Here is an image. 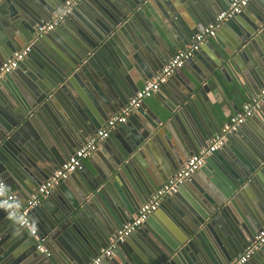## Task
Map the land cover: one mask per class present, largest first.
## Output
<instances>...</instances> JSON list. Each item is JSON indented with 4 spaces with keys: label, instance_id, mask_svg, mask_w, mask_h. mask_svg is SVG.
<instances>
[{
    "label": "water",
    "instance_id": "95a60500",
    "mask_svg": "<svg viewBox=\"0 0 264 264\" xmlns=\"http://www.w3.org/2000/svg\"><path fill=\"white\" fill-rule=\"evenodd\" d=\"M2 1L7 4L11 0ZM63 1L23 0L26 3L25 6L30 4L36 7L31 8V19L26 17L23 26L19 29L28 34L29 38L26 43L34 35L36 25L48 18L44 14L50 12L51 15ZM153 1L159 0H95L94 6L91 7L92 12L98 16V21L101 23L97 25L94 22L95 31L89 30L85 33L81 27H78L80 34L78 37L74 34L66 36L67 49L70 52L73 50V57L70 61L60 63L63 69L59 72L60 75L57 76V79L53 80L48 88L44 87L43 92L36 90L35 103H29L22 108L18 107L16 112L1 111L0 167L9 176L16 178L25 176V179L18 178L17 182L20 187L23 183L30 182L37 184V188L51 170L58 168L56 164L60 166L64 162V159L61 161L58 159V150L64 153L74 142H85V136L100 126L101 118L98 111L102 109L106 112L118 111L126 104L128 98L138 90L132 68L144 69L155 66L161 68L166 62L160 65L157 63L156 56L159 55L154 53L151 46L157 42L146 22H149L146 11L150 12L149 7L152 6ZM164 1L167 3L170 0ZM225 1L207 0L205 7L201 8L196 5L194 10L187 8L191 2L186 1L187 15L181 17V13L170 11L172 16L168 18L174 23L180 38L185 42L186 39H191L201 26L204 28L205 24L211 20L214 21L216 14L221 10L217 12L218 8ZM53 2H56V5H53ZM242 14L241 12L225 22L229 25L236 23L234 30L238 37L237 41L228 48L219 44L215 46V51L225 63L241 68L246 72V76L260 84L256 75L259 74L258 70L261 68L264 72V64L259 62L260 53L256 45L259 39L264 36V13L260 16L257 15L248 25L237 24ZM118 31L126 32L130 43L133 44L134 53L129 51L122 56L115 50V48L121 47L120 43L114 42L120 34ZM51 32L38 40H46ZM214 40L217 38L215 37ZM36 44L32 49H36ZM20 48L13 49L11 54ZM163 51L165 53V50ZM31 53L33 54V51L27 56L28 58ZM52 59L58 61L54 56ZM3 61H0V65ZM25 64L24 60L21 63L23 69ZM210 64L213 65L212 69L217 68L214 62L211 61ZM194 79L200 84L203 81ZM263 86L264 82L260 89ZM209 91L208 81H205L197 91L189 83L174 82L169 90L170 100L168 103L161 99L162 102L154 109L146 110L142 103L136 110L141 113V116L137 115L140 119V126L135 134L122 136L117 148H113V151L111 150L109 153L110 160L106 159L104 164L98 165L95 168V174L89 171L80 174L82 176L78 179L81 181L76 180L77 182L72 188L75 190V192L72 191L73 195L75 194L72 203L61 201L62 211L60 210V214H56V219L50 228L58 225L57 222L65 215V218L72 216L76 221L70 220L72 225L69 226L76 230L75 227L80 225V229L78 227V230L69 232L68 237L64 235L62 237L57 231H54L48 246L53 248L51 246L54 245L57 250L66 251L71 257L68 256L70 260L65 261L66 263L59 261L57 257H54L57 255L53 249V257L46 258L44 254H40L41 259L46 260L49 264H87L101 248L106 247L109 236L128 220L129 214L135 212L151 193L181 166L183 159L188 156L189 153H185L183 149L180 150V153L171 152L173 145L164 138L165 131L169 130V126L173 122L183 133L191 130L185 127L191 126V124L188 121L185 122L181 114L184 113V110L190 111L193 107L192 96L194 94L203 92L204 99L208 101ZM57 96L60 98L63 96L64 100H68L71 112L60 106V114L57 112L56 115L58 129L51 133V137L55 141L49 142L46 138H37L31 130V125L38 118L46 125L53 127L54 117L51 114H55L56 111L53 109L52 103L58 105L57 99L59 98ZM7 100L9 101V99ZM249 121L251 127L250 129L246 128L249 133L247 140H249L255 155L251 156L250 164L236 162L226 166L231 181H229L228 174V177L225 174L219 175L228 186L222 195L215 191L214 193L217 194H213L205 185L198 184L195 176L192 175L183 184L188 190V194L182 201L184 207L181 205L179 208L173 207L170 214V223L177 228L174 238L169 239L165 236V241L158 239L162 248L153 245L147 239L136 238L140 239L141 244H136L137 247L132 249L127 240L131 235V237H137V234L132 233L112 251L110 257L105 258L100 264H198L197 258L200 259L201 264H223L239 255L253 241L256 232L264 224V181L262 180V183L260 178L261 173L264 174V106L260 109L259 116L254 115ZM66 132L73 141L65 135ZM192 133L193 129L191 135L188 134L184 140L189 143L186 145H189L190 148L194 146V152H196L206 144L205 140L208 137L204 141H200L202 139L199 137L193 138L191 141ZM64 136H66V140ZM147 141L148 143L149 141L153 142L160 151L157 152L160 155V161L153 158L154 167L158 170L155 171L152 168L145 178L142 175H134L133 171L136 172L135 168H137L136 151L140 150L142 146L147 147L145 145ZM185 148L188 149V147ZM54 164L55 166H53ZM201 169L204 168L201 167L199 170ZM148 170L146 169V172ZM216 183H219L217 179ZM126 184L129 185V192L135 197L137 205L130 200V203H126L125 208H121L118 206L119 201L115 192L111 191V186L119 185L121 190L127 194ZM246 185H250L254 189L255 195L252 196V202L244 201L238 193ZM127 195L129 196V194ZM164 201L162 207L170 203L169 199ZM4 211L6 214L8 213L6 209ZM50 223L45 224L49 226ZM19 227L21 226L15 219L12 222L1 220L0 242L4 240L7 233ZM38 244V242L35 243L36 248ZM257 252L261 253V248L255 253ZM75 253L80 254L81 257L76 256ZM18 255L13 257V260H18L17 264L26 259L19 258L24 256ZM35 256L37 257V253L32 252L31 257L36 258ZM7 259L8 257L5 261ZM262 259L261 263L264 264V255ZM43 260L34 264H42ZM250 261L248 260L245 264ZM11 262V264H15L14 261Z\"/></svg>",
    "mask_w": 264,
    "mask_h": 264
},
{
    "label": "crops",
    "instance_id": "0c3cea01",
    "mask_svg": "<svg viewBox=\"0 0 264 264\" xmlns=\"http://www.w3.org/2000/svg\"><path fill=\"white\" fill-rule=\"evenodd\" d=\"M94 1L95 0H87L86 2L81 1L78 3L66 21H64L62 25L50 33L49 38L46 40H38L36 42V49H32L33 54L31 53L29 58L27 57L25 59L26 64L24 65V69L21 65L19 69H16L11 74L3 78L2 82L0 83V118H2L1 111L6 113H8V110H10V113L13 111L16 112L19 109L18 107L22 108L23 106L26 107V105H29V103H35L37 98L36 90L43 92L44 87L48 88L49 84L53 83V80L57 79V76L60 75L59 72L63 69L60 63H64L68 60L70 61L73 57V50L70 52L67 49L65 40L66 36L68 34H74L78 37V35H80L78 32V27H81L85 33H87L89 30L91 32L95 31L96 25L94 22H96L97 25H100L101 23V21H98V16L92 12L91 7L94 6ZM186 1L191 2L190 6L187 7L189 10H194L196 5H199L201 8H203L207 4V0H170L167 3L164 0H159L157 2H152V6L149 7L150 12L146 11V16L149 19V22H146L155 35V40L158 44L157 45L154 43L151 44V46L152 49H154V53L159 55L156 56V60L159 65L167 61L170 56H172L177 50L181 49L184 44L190 40L186 39V41L183 42L174 23H172L171 19L168 18L172 16L169 13L170 11L173 13L174 11L181 13V17L182 15H187L188 11L185 7ZM229 1L230 0H226L221 7L215 6L219 7L217 12L220 9L226 7ZM55 3L56 2H53V5H56ZM25 4L26 3L23 2V0H11L7 4H5L2 0L0 1V61H3L4 59L6 60L7 57H10L9 55H12L11 52L13 49L23 47L29 38L26 32H22L19 29L23 26V22L25 21L26 17L31 19V8L34 9L36 7H33L30 4L29 6H25ZM242 13L243 14L240 15L241 17L237 24L248 25L253 18L264 13V0H250ZM44 15L49 17L50 12ZM210 23H212V20L205 25L207 26ZM235 24L236 23L229 25L223 23L217 32V40L208 39L202 48L199 49L197 53H195V55H193L188 61H186L182 68H180L177 73L171 76V78L161 89H159L152 96L144 99V110L148 108L154 109L160 104V102H162L160 101L161 99L165 103H168L170 100L169 90L174 85V82H179L180 84L181 82L189 83L193 85L197 91V89L202 84H204L205 81H208L210 88V91L207 94L208 101L204 99L203 92L194 94L192 96L194 100L193 107L190 109V111L184 110V113H182L181 116L184 118L185 122L188 121L191 124V126H188L187 124V126H185L191 130L193 129L191 141L193 138L197 139L198 137L202 139L200 141H204V139L208 137L205 140L207 142L209 137L218 132L227 119L239 111L242 104L247 101L251 95H257L260 90V86L263 85L264 82V72L262 68L261 70H258L259 74L256 75L260 83L257 84L253 78L246 76V72H244L241 68L239 69L235 65H228L221 59V56L218 53L216 54L215 46L221 44L228 48L237 41L238 37L235 35L234 30ZM202 27L203 26H201V28ZM201 28H199L197 31H199ZM152 40L154 41V38H152ZM114 42L121 44L120 47L115 43L117 46H119L115 48V50L122 56H124V53L129 51L131 53H134L135 51L133 44L132 42L130 43V39L126 32H121L116 37V41ZM256 48L260 53L259 62L264 64V36L259 39ZM163 50H165V53ZM52 56L56 57L59 62L54 61ZM211 61L215 63V66H217L215 70L212 69L213 65L210 64ZM158 68L160 69L159 66H155L153 68L146 67L144 69L136 67L132 68V74L135 78V85L138 87V89L142 88L143 85L155 75V73L159 70ZM156 69L158 70L156 71ZM193 77L200 79L201 81L203 80L202 83H198ZM62 94L64 95V92H62ZM57 98H59L57 99L58 103L56 102L58 105L52 103L53 109L56 111L55 114H51L52 117H54L53 127L46 125L44 121H41L38 118L32 122L31 130L37 138L42 137L46 138L49 142H54L55 140L51 137V133L54 132L53 130L56 131L58 129L56 123V121H58L56 119L58 118L56 115L57 112L60 114L59 108L63 106L62 108H66L71 112L68 100H64L63 96H61V98L57 96ZM7 99H9L10 102ZM95 111L97 112V110ZM135 111H133L129 117L132 118V120L128 119L126 123L116 126V128H114L108 136L107 140L99 144L95 153L90 157L83 159L79 169H77L65 180L57 184L52 189L50 194L42 199L41 203L37 207L30 211L29 219L33 228L36 230L35 235H31L28 229L21 227L15 228L14 231L7 233L4 240L0 242V264H11V261H14L15 264H17L18 260H13V257L14 255L18 254V256H24L19 258H26L20 261L18 264H34L40 262L43 260L41 259V255L43 253L38 251L35 247V243L37 242L44 245L47 252L49 253L48 256L45 255L46 258H51V256L53 257V249L57 255L54 257H57L59 261L65 262L70 260V256L66 251H59L54 245L51 246L53 248H50L48 243L51 241V235L54 233V231H57L62 237L63 235L68 237L69 232L78 230V227L80 229V225H77L78 227H75L76 230H74L71 226H69L72 225L70 220L74 219L72 216L65 218L64 215V218L59 220L62 222L58 221V225L51 228L50 226L53 225L54 220L56 219V214L58 215L60 214V210L62 211L63 206L61 205V201L63 200L67 203H72V201H74L75 194L73 195L72 191L75 192V190L72 188L77 181H81L78 179V177L82 176L80 174L86 173V171L95 174V168L100 164H104L106 159H109V153L113 148H117L119 140L122 139V136L134 135L138 130V127L140 126V119L137 117V115L141 116V113ZM116 112L117 111L106 112L103 109L98 111V115L101 118L99 128L105 124L107 118L110 115ZM259 114L260 111L254 115L259 116ZM249 119L238 128L239 130H237L236 133L228 136V140L219 150L215 151L207 158L204 165L202 166L204 169H201L194 174L196 182L200 185H205L213 194L218 193L219 195H222V193L228 187L225 185L226 181H222V178L219 177L220 174H225L226 177H228L227 174L229 175V173H227L228 170L226 166H230V164H235L236 162H247L250 164V160L252 158L251 156L255 155L249 140H247L249 134L247 129H250L251 127ZM97 129L98 128L85 136V140ZM191 130L187 131V133H183L181 129L175 124V122L170 124L169 130L165 131L164 138H166V140L173 145L171 152L176 151L177 153H180V150L183 149L185 153H189L188 156L195 153L194 146H191L190 148L189 145H186L189 143L184 140L188 134L189 136L191 135ZM65 135L70 138L68 132H66ZM66 136H64L65 140ZM79 142L80 143L74 142L64 153L58 150V159L60 161L63 159L65 160L75 149L79 147V145L83 144L84 141ZM145 145H147V147L142 146L140 150L136 151V166L138 169L135 168L136 172L133 171V174L137 176L142 175V177L146 178L148 172L151 171L152 168L155 171L158 170L154 167L155 165L153 158L159 159L160 155L158 153L160 151L151 141H149V143L147 141ZM185 147H188V149ZM34 151L37 152L36 149H34ZM186 158H184L183 161ZM55 164L53 166H55ZM56 165L59 166V164ZM146 169L149 170L146 172ZM53 171L51 170V172L45 178H43L42 181L49 177ZM0 175L3 177L7 187L18 194L20 204H23L36 191L37 184L25 182L20 187L17 182L19 177L16 178L15 176H9L3 172L1 167ZM260 178L261 182L263 183L264 174L261 173ZM19 179H25V176L22 175ZM216 179L220 184L216 183ZM229 179V181H231L230 175ZM126 188L128 190L127 194H129V196L121 190L119 185L116 187L111 186V191L113 193L115 192L114 194L119 201L118 206L121 208H125L126 203H130V200L133 202V204L136 203L135 197L129 192V185L126 184ZM214 191L217 193H214ZM238 193H240L241 198L246 202H252V196L255 195L254 189L250 185H246L245 187L241 188ZM186 194H188V190L183 185L180 187L177 195L167 198L169 199L170 203H167L165 207H162V202L157 211L149 216L148 219L143 223L142 227L139 229L140 231L138 232L137 229L134 232L137 234V237H131V235L127 239L130 243L129 246L132 249L137 247L136 244H141V242L140 239L136 238H141L142 240L147 239L152 242L153 245L155 244V246L162 248V244L160 241H158V239L165 241V236L169 239L174 238L177 228H175L174 224L170 223V214L173 211V207L179 208L180 205L184 207L182 201L184 200V196ZM164 202L166 203V201ZM4 210L5 209L0 205V221H14V219L8 213L6 214ZM136 211L132 214H129L130 216L128 220L132 218ZM48 222H51L49 226L45 224ZM161 234L164 235L162 236ZM58 244L56 245L59 246ZM32 252L37 253V257L35 256L36 258L31 257ZM255 254L249 259L251 261L248 264H262L261 262L263 261L262 258L264 255V246L261 248V253L257 252ZM75 255L81 257V255L78 253H75ZM6 257H8V259L5 261ZM197 262L198 264L202 263L198 258ZM46 263L49 264V262L43 260L42 264Z\"/></svg>",
    "mask_w": 264,
    "mask_h": 264
},
{
    "label": "built area",
    "instance_id": "2783aa9c",
    "mask_svg": "<svg viewBox=\"0 0 264 264\" xmlns=\"http://www.w3.org/2000/svg\"><path fill=\"white\" fill-rule=\"evenodd\" d=\"M83 0H64L62 4L45 20L35 27L31 40L23 47L14 51L12 55L0 65V83L3 78L19 68L21 63L30 54L33 45L39 38L60 26L71 14L72 10ZM250 0H230L226 7L222 8L215 16L212 23L197 31L192 38L177 50L163 66L151 77L142 88L138 89L126 104L116 113L110 115L105 124L90 135L83 144L75 149L64 162L55 169L49 177L43 180L36 191L23 204L19 203L18 194L10 190L3 177L0 175V205L8 211V214L17 220L21 227L28 229L31 235L36 234L29 219L30 211L37 207L42 199L47 197L52 189L61 181L69 177L81 167L83 159L93 155L99 144L105 141L112 130L129 119L133 111L140 108L144 99L156 93L171 76L182 68L195 52H197L208 39H214L221 25L232 17L240 14ZM264 106V86L257 95L251 96L245 101L241 109L231 115L222 125L220 130L213 134L197 152L188 156L181 166L139 206L132 218L118 227L108 238L106 247L101 248L87 264H100L105 258L111 256L112 251L122 244L132 233L139 229L148 217L157 211L161 203L178 192L179 188L188 181L204 165L205 161L215 151L219 150L228 140V136ZM264 246V224L256 232L244 250L224 264H245L253 254ZM37 250L44 255H49L42 244L37 245Z\"/></svg>",
    "mask_w": 264,
    "mask_h": 264
}]
</instances>
